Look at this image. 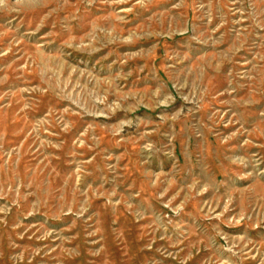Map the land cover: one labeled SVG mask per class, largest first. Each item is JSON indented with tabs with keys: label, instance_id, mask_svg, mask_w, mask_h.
Instances as JSON below:
<instances>
[{
	"label": "rangeland",
	"instance_id": "1",
	"mask_svg": "<svg viewBox=\"0 0 264 264\" xmlns=\"http://www.w3.org/2000/svg\"><path fill=\"white\" fill-rule=\"evenodd\" d=\"M0 264H264V0H0Z\"/></svg>",
	"mask_w": 264,
	"mask_h": 264
}]
</instances>
